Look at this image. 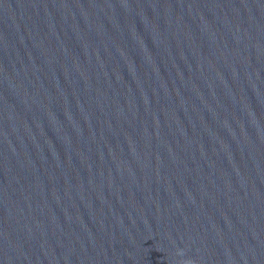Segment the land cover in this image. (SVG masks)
Wrapping results in <instances>:
<instances>
[{
	"label": "water",
	"instance_id": "95a60500",
	"mask_svg": "<svg viewBox=\"0 0 264 264\" xmlns=\"http://www.w3.org/2000/svg\"><path fill=\"white\" fill-rule=\"evenodd\" d=\"M0 264H264V0H0Z\"/></svg>",
	"mask_w": 264,
	"mask_h": 264
}]
</instances>
